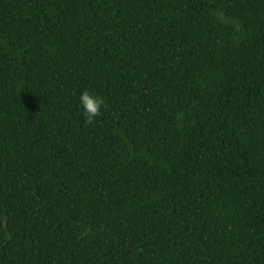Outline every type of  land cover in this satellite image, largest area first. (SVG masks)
<instances>
[{"label": "trees", "instance_id": "16d2710c", "mask_svg": "<svg viewBox=\"0 0 264 264\" xmlns=\"http://www.w3.org/2000/svg\"><path fill=\"white\" fill-rule=\"evenodd\" d=\"M0 264H264V0H0Z\"/></svg>", "mask_w": 264, "mask_h": 264}, {"label": "clouds", "instance_id": "9594fccd", "mask_svg": "<svg viewBox=\"0 0 264 264\" xmlns=\"http://www.w3.org/2000/svg\"><path fill=\"white\" fill-rule=\"evenodd\" d=\"M79 99L84 112L85 124H93L95 118L102 115L101 108L105 106L103 98L98 95H92L88 90H84Z\"/></svg>", "mask_w": 264, "mask_h": 264}]
</instances>
